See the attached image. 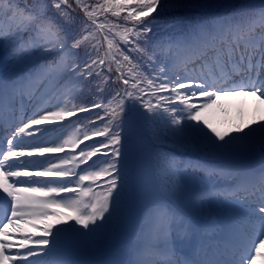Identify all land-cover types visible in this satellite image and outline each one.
<instances>
[{
	"label": "snow or ice",
	"instance_id": "6c2138e0",
	"mask_svg": "<svg viewBox=\"0 0 264 264\" xmlns=\"http://www.w3.org/2000/svg\"><path fill=\"white\" fill-rule=\"evenodd\" d=\"M183 5L184 0H0V61H12L0 72V130L8 131L13 119L22 124L0 140V264H81L66 245L99 237L120 220L133 173L143 207L131 259L122 264H254L264 248V154L258 169L225 171L178 159L175 152L183 145L236 153L257 138L264 145V116L222 131L205 115L225 98L255 97L264 104V0L251 11L242 6L213 15L187 31L183 18L161 29L152 15L158 6L163 11ZM161 32L165 40L153 45ZM53 54L39 68L17 70L22 62ZM84 82L94 83L97 95L77 104ZM109 82L120 86L106 93ZM73 117L82 139H42ZM159 119L170 122L163 145L170 150L149 152L155 163L146 165L135 131ZM93 137L102 139L84 144ZM68 144L84 147L65 152ZM56 153L64 155L46 156ZM30 157L45 159H22ZM148 169L156 178L154 198L144 192ZM198 171L205 183L193 188ZM212 202L232 213L225 226L227 261L207 244V231L187 247L196 236L191 214L208 213ZM59 207L72 214L54 211Z\"/></svg>",
	"mask_w": 264,
	"mask_h": 264
},
{
	"label": "trees",
	"instance_id": "16d2710c",
	"mask_svg": "<svg viewBox=\"0 0 264 264\" xmlns=\"http://www.w3.org/2000/svg\"><path fill=\"white\" fill-rule=\"evenodd\" d=\"M32 0H29V3H31ZM90 2L95 3V0H90ZM260 0H184V5L178 9L174 10H161L160 7H157V11L154 12L152 15L154 17H158V19L162 22L160 27L163 29L168 22H170L174 17L183 18L185 21L182 27L185 31L189 30L190 27H195L199 23H204L210 16L213 15H226L230 12H232L234 9H241L242 6L245 10L251 11L255 9L259 5ZM73 7L75 8V5L73 4ZM76 15L82 16L83 13L80 12V10L76 9ZM103 19L102 17L100 18ZM156 31V29H154ZM151 36L152 34L149 33ZM165 40V35L163 32H161L159 35H157L153 41V45H159ZM81 53H83L84 49H79ZM151 51V49H150ZM54 55H50L48 57H45L43 60H37L33 58L31 61H25L18 65L17 70L22 69H30L32 65H34V68H39V66L42 63H46L48 60H51L54 58ZM12 63V61L9 63V65ZM8 65V66H9ZM8 70V68H7ZM145 71L147 69H144ZM113 76H115V71L113 72ZM119 84H113L109 82L108 85L105 86V92L110 93L112 89L118 88ZM91 89V91H90ZM47 90V89H46ZM96 89L94 83L84 82L82 85V90L79 94V97L74 100L75 103H87L88 100L95 99L96 98ZM164 95H168V93H164ZM97 111V110H94ZM78 115L83 118L85 116L84 113H78ZM101 115L103 113L101 112ZM94 118V116H93ZM74 124H71L67 131L72 133L74 139H82V132L83 129H81L79 132L77 131L78 125H76V121ZM169 121L164 119L159 120H149L146 122H142L140 125L137 126L134 139L138 144H141L144 146V160L146 165L148 163L154 164V160H149L148 153L151 152L152 155H154L157 152L160 153H166L170 149L167 147H164L163 145L166 143L165 141V134L171 135L169 132H167ZM100 122L97 121V126H99ZM91 127V125L89 126ZM102 137H93L91 140H87L92 143V140H100ZM167 143L171 144L172 141H167ZM159 145V146H157ZM215 154H220L217 151H213ZM175 156L178 159H192V160H199L201 162L200 158V152H197L195 149L188 148L184 149L183 145L180 146L179 149L176 150ZM145 181V194L150 195V197L154 198L159 193L153 191H149V188L153 189V185L156 183V178L152 175L151 169H148L144 176ZM196 188V186H195ZM126 196L128 197L127 205L125 207V211L120 218V220L112 226L106 233L102 235V239L100 240L99 247L104 251L105 246L109 244V242H117V241H123L126 233H123L121 231V228H124L126 224V220L128 221L129 218L133 216H136L137 214H141L142 209V201L140 197L136 194V185L134 180V173L129 175V186L126 191ZM136 220V219H135ZM133 220V221H135ZM124 222V223H122ZM125 224V225H124Z\"/></svg>",
	"mask_w": 264,
	"mask_h": 264
},
{
	"label": "rangeland",
	"instance_id": "374dc122",
	"mask_svg": "<svg viewBox=\"0 0 264 264\" xmlns=\"http://www.w3.org/2000/svg\"><path fill=\"white\" fill-rule=\"evenodd\" d=\"M7 60L5 61H0V72H3L2 70L4 69V67L7 64ZM40 84L39 81L36 82L35 87H38ZM52 103H56L55 100H53ZM48 110H54L53 108H49ZM31 109H29V112L25 114V116L30 114ZM4 119L6 122L9 121V111L7 109V107L4 110ZM207 118L210 120V122H212L214 124V126H216L217 128H219L222 131H226L229 130L231 128H234L236 126L241 125L242 123H251L253 121H260L261 117L264 116V104H261L259 100H257L255 97H237V98H225L224 100H222L216 107L210 109L206 114ZM25 122L26 118H25ZM63 125L65 126L66 123H68L67 121L62 122ZM15 126H22V124H19L18 121L16 120H12L10 123H8V131H4L2 130L1 135H0V140L3 139L4 136H8L10 137V132L12 130V128H14ZM255 126V125H253ZM210 131V129H209ZM245 131H247V129H245ZM53 136L59 137V139L57 140V142H60V140H75L73 138V135L70 132L67 131H63V129H59L57 132L52 133L51 135H45L42 139L44 140H50L52 139ZM31 139V138H28ZM37 139H41V137H39V135L37 134ZM15 143V141H14ZM44 146H54L52 144H45ZM82 147H84V144L82 145ZM7 145L6 143L4 144V149L6 150ZM80 148H76L73 149L71 144H68L65 148V152H78ZM264 154V145L261 144L259 138L256 139V141L251 144L246 150L241 151V152H236V153H231L228 154L226 156L232 158L236 163H238V165H242L239 166L235 169H240V168H245L248 167L249 165L254 166L256 169L259 168L260 165V161L261 158L260 155ZM47 155H54V156H63L64 153H56V154H46ZM22 159H27L28 161H30L32 164H38L42 161H44L45 157H43L42 159H39L38 161H33L30 158H22ZM242 159H247L246 162L243 163H239L240 160ZM57 161L53 160V163H56ZM249 164V165H248ZM207 168H214L213 164H209ZM30 171H36L37 169L35 167H32L29 169ZM228 170H232L228 167L225 168V171ZM205 175V173L203 172V174L201 173H197L196 177L193 178L192 183L196 182V183H200L201 185H203L205 183L204 180H201L200 177H203ZM12 182V179L9 178V183ZM221 185L223 181H220ZM72 187H75V185H72ZM149 191H153L152 188L148 189ZM62 195H68V194H62ZM148 195V194H147ZM150 196V195H149ZM143 202V201H142ZM61 212L65 213V214H71L72 210L71 209H67L64 207H59ZM54 211H58V208H55ZM209 211H215V215H213L212 217H208V218H199L196 217V219L200 220V225L202 227V230L197 231V237L201 236L205 233V231H207L208 233H221L225 236V242H216V241H212V245L214 248L216 249H220L222 251H229L228 247H227V234H226V224L229 220V217L232 215V213L222 204H218L216 202H212L209 205ZM192 214L196 215L195 212H193ZM207 214V213H206ZM204 214V215H206ZM217 216V219L215 220L214 218ZM135 218V216H134ZM134 218H132V220H134ZM192 218V217H191ZM56 218L51 216V213L49 215L48 221L52 222L54 221ZM127 221V220H126ZM131 219L129 218L128 220V224L131 223L130 222ZM215 222V223H214ZM69 224L74 223V221H68ZM214 225V227H213ZM134 232V230H131V228H127L126 229V236L129 237L130 235H132V233ZM85 238L87 239L88 237H80L77 238L75 240H70L68 242V244L66 245V247L75 255V257L81 262V264H93L96 262V260L98 258H105L102 260V262L98 263V264H122L123 261L129 260L131 259V252H130V245L132 244V242L134 241V239L130 240L129 242L122 244L121 246L117 247L115 249V251L111 252L110 257H108V255H104L103 252V256H98L97 258H95L94 260L89 256L87 257V252L89 254H92V250L94 251L95 248L97 249V245L98 242L93 240L92 238V245L94 248H92L91 246L88 247L87 249V244L85 246L84 244V240ZM214 243H216L217 245H214ZM188 246L190 247L191 244L188 243ZM80 247H82L80 249ZM87 249V251H86ZM84 251L86 254L87 259H90V261H86L85 256L83 255L84 253L82 252ZM15 252V250H13V253ZM260 255L259 256H255V261L254 264H264V260L262 258V256H264V248H262L260 250Z\"/></svg>",
	"mask_w": 264,
	"mask_h": 264
}]
</instances>
